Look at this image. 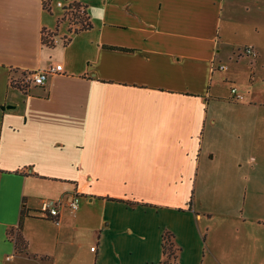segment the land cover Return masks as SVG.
<instances>
[{
  "label": "crops",
  "instance_id": "0c3cea01",
  "mask_svg": "<svg viewBox=\"0 0 264 264\" xmlns=\"http://www.w3.org/2000/svg\"><path fill=\"white\" fill-rule=\"evenodd\" d=\"M260 70L264 0H0V264H264Z\"/></svg>",
  "mask_w": 264,
  "mask_h": 264
},
{
  "label": "built area",
  "instance_id": "2783aa9c",
  "mask_svg": "<svg viewBox=\"0 0 264 264\" xmlns=\"http://www.w3.org/2000/svg\"><path fill=\"white\" fill-rule=\"evenodd\" d=\"M57 7H62L61 3H58ZM245 53L251 55L253 52L251 48H246ZM61 72H62L61 65L50 66L46 70L36 71L27 74L22 84L18 81L11 80V85L20 87L21 85L25 84V85L40 87L44 85L48 75L59 74ZM231 95L234 99L241 100V96L237 95L234 89H231ZM65 208L71 213H75L77 211L78 209L77 195H75L69 201H63V200L42 201L39 211L43 218H51L54 221H57L60 216V210Z\"/></svg>",
  "mask_w": 264,
  "mask_h": 264
},
{
  "label": "trees",
  "instance_id": "16d2710c",
  "mask_svg": "<svg viewBox=\"0 0 264 264\" xmlns=\"http://www.w3.org/2000/svg\"><path fill=\"white\" fill-rule=\"evenodd\" d=\"M63 19L65 18L70 25L77 26L78 29L75 32L87 30L89 26L88 17L86 14V6L76 1L70 2L62 9ZM71 18H69V17ZM24 87V85H23ZM22 89V87H20ZM172 235L168 232L162 234V251L165 256L164 264H175V252L174 245L172 243ZM19 240L16 239L18 245Z\"/></svg>",
  "mask_w": 264,
  "mask_h": 264
},
{
  "label": "rangeland",
  "instance_id": "374dc122",
  "mask_svg": "<svg viewBox=\"0 0 264 264\" xmlns=\"http://www.w3.org/2000/svg\"><path fill=\"white\" fill-rule=\"evenodd\" d=\"M69 18H71V17H69ZM226 63H229V62H226ZM262 73L263 72L261 70H260V72L257 73L256 81H255L254 87H253V91L255 93L254 97H256L257 100H260V102H261L260 104H262V107H259L260 114H264V76L261 77ZM257 122L259 123V126H264V117L260 116L258 118ZM258 252L264 253V237H263V242L258 246Z\"/></svg>",
  "mask_w": 264,
  "mask_h": 264
}]
</instances>
